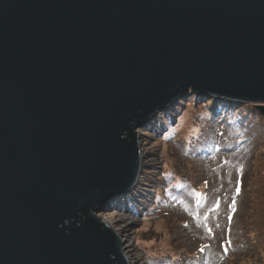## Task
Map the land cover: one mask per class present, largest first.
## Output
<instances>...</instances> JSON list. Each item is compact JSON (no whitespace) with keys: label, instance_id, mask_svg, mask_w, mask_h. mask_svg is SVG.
<instances>
[{"label":"water","instance_id":"water-1","mask_svg":"<svg viewBox=\"0 0 264 264\" xmlns=\"http://www.w3.org/2000/svg\"><path fill=\"white\" fill-rule=\"evenodd\" d=\"M188 89L264 117V0H0V264H128L96 215Z\"/></svg>","mask_w":264,"mask_h":264},{"label":"rangeland","instance_id":"rangeland-1","mask_svg":"<svg viewBox=\"0 0 264 264\" xmlns=\"http://www.w3.org/2000/svg\"><path fill=\"white\" fill-rule=\"evenodd\" d=\"M237 129L246 140L232 146ZM138 132L136 185L96 215L128 264H264V117L255 106L188 89Z\"/></svg>","mask_w":264,"mask_h":264},{"label":"trees","instance_id":"trees-1","mask_svg":"<svg viewBox=\"0 0 264 264\" xmlns=\"http://www.w3.org/2000/svg\"><path fill=\"white\" fill-rule=\"evenodd\" d=\"M218 129L220 130V128H218ZM221 130L223 131V128ZM219 132L217 131L216 132V135L221 136L219 134ZM235 135L237 137V140L235 138L226 139L227 141L232 140V141H229L232 144V146H234V145H237L238 146L242 141L246 140V138L244 136L245 135V132L242 131L241 129H237ZM169 193H171V192H169ZM171 264H177V262L176 261H173V262H171Z\"/></svg>","mask_w":264,"mask_h":264},{"label":"bare ground","instance_id":"bare-ground-1","mask_svg":"<svg viewBox=\"0 0 264 264\" xmlns=\"http://www.w3.org/2000/svg\"><path fill=\"white\" fill-rule=\"evenodd\" d=\"M168 106H169V105H168ZM168 106H167V107H168ZM167 107H165L164 109H166ZM134 196L136 197V195H134ZM135 197L133 198V200H136ZM123 245H124V244H123ZM123 245H122V246H123ZM122 246H121L120 248H122ZM121 250H122V249H121Z\"/></svg>","mask_w":264,"mask_h":264}]
</instances>
